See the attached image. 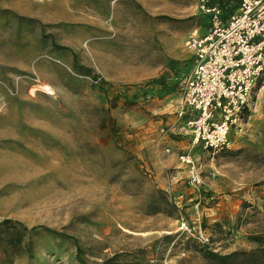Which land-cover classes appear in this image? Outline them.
Returning <instances> with one entry per match:
<instances>
[{
    "label": "rangeland",
    "instance_id": "374dc122",
    "mask_svg": "<svg viewBox=\"0 0 264 264\" xmlns=\"http://www.w3.org/2000/svg\"><path fill=\"white\" fill-rule=\"evenodd\" d=\"M198 1L0 0V238L11 220L31 244L0 246V264H218L205 254L264 247V88L228 149L190 150L199 182L178 159L188 142L160 138L185 41L207 27Z\"/></svg>",
    "mask_w": 264,
    "mask_h": 264
},
{
    "label": "built area",
    "instance_id": "2783aa9c",
    "mask_svg": "<svg viewBox=\"0 0 264 264\" xmlns=\"http://www.w3.org/2000/svg\"><path fill=\"white\" fill-rule=\"evenodd\" d=\"M198 10L207 27L185 41L191 66L179 83L174 119L159 131L161 140L173 133L188 138L178 159L192 182L199 176L190 150L228 149L264 88V0H239L231 13L217 1L199 0Z\"/></svg>",
    "mask_w": 264,
    "mask_h": 264
},
{
    "label": "trees",
    "instance_id": "16d2710c",
    "mask_svg": "<svg viewBox=\"0 0 264 264\" xmlns=\"http://www.w3.org/2000/svg\"><path fill=\"white\" fill-rule=\"evenodd\" d=\"M217 2H219L229 13H231L237 7L239 0H217ZM2 225L4 227V232L0 238V246L2 247V251L6 254V256H20L28 252L31 244H25L20 230H18L15 226L16 223L11 220H5L2 222ZM34 228H32L31 231L34 230ZM21 229L24 231L27 230L24 227ZM239 255L245 256L246 258H249L251 261L258 264H264V247H260L257 250L250 252H232L227 255H219L217 253L207 252L205 257L209 259H215L216 263L218 264H231L236 261V257Z\"/></svg>",
    "mask_w": 264,
    "mask_h": 264
},
{
    "label": "crops",
    "instance_id": "0c3cea01",
    "mask_svg": "<svg viewBox=\"0 0 264 264\" xmlns=\"http://www.w3.org/2000/svg\"><path fill=\"white\" fill-rule=\"evenodd\" d=\"M177 102H178V100H176L174 104H171V106H173V108L169 111V113H174V111L176 109ZM168 137L169 138L166 137L167 139H165L166 141L164 143L168 144L167 146L172 144V146L175 147L177 149V151H179V149H183L186 145L185 143L188 141L187 137L182 136V135H178L176 133L170 134V135H168Z\"/></svg>",
    "mask_w": 264,
    "mask_h": 264
},
{
    "label": "bare ground",
    "instance_id": "6f19581e",
    "mask_svg": "<svg viewBox=\"0 0 264 264\" xmlns=\"http://www.w3.org/2000/svg\"><path fill=\"white\" fill-rule=\"evenodd\" d=\"M45 88H47V86Z\"/></svg>",
    "mask_w": 264,
    "mask_h": 264
}]
</instances>
